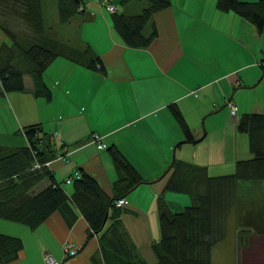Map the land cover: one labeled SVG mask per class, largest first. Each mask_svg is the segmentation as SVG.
Returning <instances> with one entry per match:
<instances>
[{"label": "crops", "instance_id": "obj_1", "mask_svg": "<svg viewBox=\"0 0 264 264\" xmlns=\"http://www.w3.org/2000/svg\"><path fill=\"white\" fill-rule=\"evenodd\" d=\"M53 1L50 7L41 0L43 19L45 14L54 17L45 25L52 26L58 37L72 33L67 42L76 49L90 45L101 66L93 69L54 57L42 72L51 92L49 100L33 94L31 76L23 72V90L0 92V143L25 145L23 126L39 123L53 143L55 157L48 165L56 183L71 195L75 173L86 174L108 196L121 177L108 149L113 145L141 178L118 196L124 197V204L117 206L119 219L145 261L153 263L150 245L159 238L160 201L171 211H179L189 201L185 192L166 188L176 163L207 167L209 174L229 173L235 170L236 159L253 155L247 134L239 132L236 124L241 113L264 117L263 38L238 12L219 9L217 0H169L142 28L145 36L155 31L152 39L143 47H131L113 27V11L97 0H79L84 9L64 23L57 22ZM110 1L114 11L128 14L146 5L143 0ZM67 22L72 25L66 28ZM17 24L6 26L19 32L21 24ZM22 29L32 33L24 25ZM3 42L11 49L0 28V45ZM23 60L19 54L18 63L26 69ZM227 100L235 107L233 114ZM171 105L179 109L195 140L184 141ZM92 132L101 136L104 148L91 141ZM260 181H238L240 215L231 220L239 226L226 230L236 236L238 228L247 229L248 244L218 251L221 259L211 254L212 264H264V183ZM48 183L42 179L31 190ZM76 214L67 224L55 210L35 229L0 217V232L16 235L23 243L18 257L3 264H44L45 252L61 264H92L91 255L99 249L97 234L89 236L87 219L79 211ZM105 215L103 226L110 221ZM250 240L262 250L254 263L244 255ZM64 242L77 246L78 252L65 256ZM221 242L223 238L217 243Z\"/></svg>", "mask_w": 264, "mask_h": 264}, {"label": "trees", "instance_id": "obj_2", "mask_svg": "<svg viewBox=\"0 0 264 264\" xmlns=\"http://www.w3.org/2000/svg\"><path fill=\"white\" fill-rule=\"evenodd\" d=\"M143 1L146 5L137 13L113 11L110 14L113 27L123 42L131 47L147 45L155 31L145 36L143 26L155 10L169 4V0ZM216 5L221 10L238 12L251 21L264 41V0H217ZM56 6L61 21L81 11L79 0H56ZM6 9L18 15L19 23L31 29L32 33L27 39L0 22V28L7 34L13 48L4 46V42L0 45V92L23 90L22 75L27 72L32 79L33 94L49 100L51 92L42 80V72L56 56H63L88 68H100L99 56L92 52L87 43L76 49L64 41L50 39L44 32L41 0H0V10ZM19 54L30 60L28 68L22 69L19 65ZM170 108L183 132L184 141L195 140L179 109L173 105ZM236 127L239 132L247 134L253 155L251 158L236 159L233 172L209 174L207 167L190 163L180 167L176 163V170L167 179L166 188L188 193L190 204L179 211H171L160 201L159 238L151 242L155 261L150 264H212V246L225 236L227 222L237 224L231 219L240 215L238 181L264 178L263 115L241 113ZM22 131L27 140L25 145L0 143V217L35 229L55 210L60 211L67 224L75 219L76 211H79L88 221L91 229L88 235L97 234L99 249L91 255L92 264H149L119 219L121 209L114 203V199L123 196L141 181L122 154L113 145L108 146L113 162L121 173L119 183L113 184V195L102 193L86 174L72 180L73 192L68 195L56 183L48 163L45 164L55 157L48 133L39 123L27 124ZM35 162L39 164L38 167H33ZM42 179H47L49 183L33 192L31 189ZM105 214L110 221L103 226ZM248 236L247 229L238 228L237 245H247ZM22 249L20 237L0 232V264L17 258Z\"/></svg>", "mask_w": 264, "mask_h": 264}, {"label": "rangeland", "instance_id": "obj_3", "mask_svg": "<svg viewBox=\"0 0 264 264\" xmlns=\"http://www.w3.org/2000/svg\"><path fill=\"white\" fill-rule=\"evenodd\" d=\"M99 2V4L101 6H103L105 9L106 8V3L105 1L107 2H110L112 3L110 0H97ZM44 2L49 5L50 7H52V4L54 3L53 0H44ZM114 4V3H113ZM115 6V4H114ZM84 9V7L80 4V7H79V10H82ZM108 10V9H107ZM115 10V9H114ZM113 10V11H114ZM110 11V10H109ZM112 12V11H111ZM14 15H12V14ZM55 15L56 17H58L57 19V22H59V11L55 12ZM78 17V16H77ZM46 18V19H45ZM45 18L43 19V23H44V32L50 37L51 40L53 39H58L60 41H63L65 40V43H67L68 45L70 46H73L72 42H67L69 37L68 35H72V33L68 34L67 33H64L66 34V37H58L57 33L52 31L51 27L52 26H47L45 24H47L48 22H53V18L54 17H50L48 15L45 14ZM20 19H18V15H16L15 13L12 12V10L10 9H6V10H0V22L4 25H8V24H12L14 26H17L18 27V24L17 22H19ZM45 20V22H44ZM67 21V20H66ZM60 22L64 23L65 21H61ZM68 25H72L71 23L69 24V22H67L66 24H64V27L67 28ZM19 32H17L18 35H23L25 38H30V32H27L25 30L22 29V25L20 27V29L18 30ZM48 37V38H49ZM67 39V40H66ZM12 48V47H11ZM13 49V48H12ZM25 59V58H24ZM23 64L25 66H30L31 63H30V60L27 58L25 60H23ZM30 80H32L30 78ZM33 86V85H32ZM93 133H97V132H92L91 133V141H92V137H93ZM98 134V133H97ZM17 138L20 140L21 138L19 136H17ZM48 162H45V164H47ZM35 164V163H33ZM38 167V166H37ZM222 172V171H220ZM223 172H226V171H223ZM76 175L78 174L77 172L75 173ZM74 176V177H79V174L78 176ZM67 179V177L65 178V180ZM262 183H264V179H260ZM63 182V181H62ZM63 184H66L63 182ZM187 195V197L189 198L188 196V193H185ZM124 204V201L122 203V205ZM187 204H190V199L188 202L184 203L182 206H181V209L183 208L184 205H187ZM180 209V210H181ZM173 210V209H172ZM3 219V218H2ZM239 225L237 224H234V223H231V222H227V228H233V227H238ZM236 236H234L233 234L231 233H227L224 237H223V242L221 243H215L213 246H212V249H211V254L213 255V257H216L217 259H221L223 258L221 253L218 252V251H221L222 249H230L231 251L234 249V248H238L240 245H237L236 243V240H235ZM263 247V246H262ZM242 251V250H241ZM262 250L260 249V244H253L252 243V240H250L249 242V245L245 248L244 250V255L247 256L248 260L250 263H254L257 256H258V253L261 252ZM264 251V250H263ZM234 252V251H233ZM232 252V253H233ZM264 257V256H263Z\"/></svg>", "mask_w": 264, "mask_h": 264}, {"label": "built area", "instance_id": "obj_4", "mask_svg": "<svg viewBox=\"0 0 264 264\" xmlns=\"http://www.w3.org/2000/svg\"><path fill=\"white\" fill-rule=\"evenodd\" d=\"M106 3V8L110 11H113L115 9V6L113 3L107 2ZM227 106L229 107V111L231 114L235 112V107L231 101H227ZM92 141L96 143V146L99 148L105 147V143L101 141V136L97 133H93ZM59 157V156H58ZM39 164L35 162L33 164V167H37ZM76 175V174H75ZM78 176V174L76 175ZM68 180V179H66ZM124 201V197H118L114 200L115 205L121 206ZM62 250L64 255H74L78 251V247L74 246L70 242H64L62 245ZM44 264H60L59 260H57L55 257H53L50 253L45 252L43 256Z\"/></svg>", "mask_w": 264, "mask_h": 264}, {"label": "water", "instance_id": "obj_5", "mask_svg": "<svg viewBox=\"0 0 264 264\" xmlns=\"http://www.w3.org/2000/svg\"><path fill=\"white\" fill-rule=\"evenodd\" d=\"M106 216V215H105ZM106 218V217H105ZM105 218H104V220H105Z\"/></svg>", "mask_w": 264, "mask_h": 264}]
</instances>
